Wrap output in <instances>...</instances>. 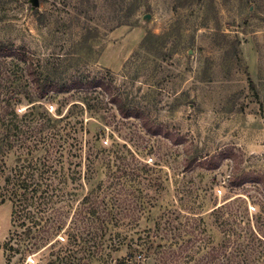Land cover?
Returning a JSON list of instances; mask_svg holds the SVG:
<instances>
[{
  "label": "rangeland",
  "instance_id": "obj_1",
  "mask_svg": "<svg viewBox=\"0 0 264 264\" xmlns=\"http://www.w3.org/2000/svg\"><path fill=\"white\" fill-rule=\"evenodd\" d=\"M129 1L0 0V42L26 57L0 55V170L38 164L47 193L63 189L67 226L81 225L85 198L86 264H161L178 228L197 245L264 236L263 183L232 185L264 181V0H138L133 13ZM31 65L101 78L154 126L124 118L100 87L39 99ZM12 211L0 205V264H51L64 231L36 248L42 225Z\"/></svg>",
  "mask_w": 264,
  "mask_h": 264
},
{
  "label": "trees",
  "instance_id": "obj_2",
  "mask_svg": "<svg viewBox=\"0 0 264 264\" xmlns=\"http://www.w3.org/2000/svg\"><path fill=\"white\" fill-rule=\"evenodd\" d=\"M131 12H135L139 9L138 0H130ZM122 24V23H121ZM149 42V37L143 41L142 45H146ZM0 55L1 56H17L18 58L25 60V49H16L4 42H0ZM28 75L30 76L31 82L36 89V93L39 99L46 98L50 93L53 94H65L69 93L74 89H90V88H102L109 96L110 102L116 107L120 115L124 118L136 117L143 120V124L149 130L154 126L152 122L147 119V116L141 112L139 108L131 107L124 102L122 94L119 91L114 90L109 83H106L101 78L86 79L83 76H77L70 81L56 80L50 75H43L33 66L27 67ZM253 88L255 85L252 83ZM155 129H160L161 125H156ZM206 164L210 169L217 168L220 164L216 160V157L206 159ZM3 168V166H2ZM38 170V164L28 165L27 167H16L12 170L10 175H4L5 169L0 170V181L4 179V186L1 188L0 193V205L6 201L13 203V222L16 219L25 218L34 221L35 226L42 225L38 230L42 236H39L40 242L35 243L36 248L39 247H50L53 248L60 241L57 239L59 232L64 231L65 243L61 244V247L56 253V258L51 264H86L85 262V198L80 202L77 207V221L81 222V225L72 226L66 225V222L62 217L64 216L65 206H56L59 199H62L65 195L63 189L55 188L52 194H48L49 188L54 185L52 176L47 178L39 176L36 171ZM40 177V178H39ZM248 181H264L252 176H234L232 177V185L240 186ZM46 182V183H44ZM45 187L44 191L38 195L39 191ZM58 189V192H57ZM47 194V195H44ZM54 200V201H53ZM51 202L52 205L50 204ZM81 205V206H80ZM34 207L37 209L35 212L29 208ZM190 212V211H189ZM98 214V215H97ZM100 211L92 208L90 215L100 216ZM181 217H186L180 215ZM33 218H37L34 220ZM98 218V217H97ZM104 222L107 223L106 217ZM186 218H189L187 216ZM194 218V217H192ZM98 220H100L98 218ZM72 223V222H71ZM109 224V221H108ZM25 225V223H23ZM74 225V224H73ZM205 233V229L201 232ZM201 236L195 235V232L189 231L188 229H177L175 234L171 237V241L168 242L163 250L157 251L159 257V263L161 264H264V236L261 233H253V237L248 239L246 242L240 240V236L236 233H225L222 237L223 240L217 244L207 239L205 243L197 245L198 239ZM54 241V242H53ZM117 244V243H116ZM122 243L115 245L114 249H111L107 253V256L112 253L119 251ZM196 251L192 252L194 248ZM89 259L97 256L94 252L89 251ZM92 253V254H91ZM103 256H105L103 254ZM101 255L100 258L103 257ZM143 262L147 261V257L144 258ZM125 264V263H124Z\"/></svg>",
  "mask_w": 264,
  "mask_h": 264
},
{
  "label": "built area",
  "instance_id": "obj_3",
  "mask_svg": "<svg viewBox=\"0 0 264 264\" xmlns=\"http://www.w3.org/2000/svg\"><path fill=\"white\" fill-rule=\"evenodd\" d=\"M142 260L144 261L145 259L143 258Z\"/></svg>",
  "mask_w": 264,
  "mask_h": 264
}]
</instances>
